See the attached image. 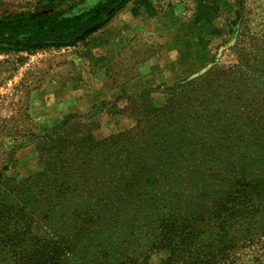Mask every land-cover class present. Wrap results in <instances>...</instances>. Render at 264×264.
Masks as SVG:
<instances>
[{
    "label": "trees",
    "instance_id": "trees-1",
    "mask_svg": "<svg viewBox=\"0 0 264 264\" xmlns=\"http://www.w3.org/2000/svg\"><path fill=\"white\" fill-rule=\"evenodd\" d=\"M121 1L0 19V52L72 45ZM234 1H196L197 59L179 64L214 62L221 11L229 28L242 16L246 0ZM254 65L177 74L161 107L146 91L132 96L130 117L104 141L94 116L36 137L42 170L0 175V264H264V70Z\"/></svg>",
    "mask_w": 264,
    "mask_h": 264
},
{
    "label": "rangeland",
    "instance_id": "rangeland-1",
    "mask_svg": "<svg viewBox=\"0 0 264 264\" xmlns=\"http://www.w3.org/2000/svg\"><path fill=\"white\" fill-rule=\"evenodd\" d=\"M101 1L0 0V19L53 13L72 16ZM196 1L126 0L72 45L0 52V175L7 169L6 178L19 174L20 180L40 172L36 152L40 145L34 139L61 127L68 116L81 117L83 123L94 116L91 123H99L93 137L104 141L130 117L126 108L132 110V96L146 91L154 106H163L175 75L191 70L189 62L179 64V60L197 53L196 46L191 48L197 37ZM224 3L234 5L235 1ZM230 17L225 9L216 20L226 32L211 40L208 53L214 62L201 68L196 61L189 79L216 63L230 65L241 59H252L256 73L264 70V0H246L231 32ZM195 59L191 54L189 60ZM260 79L264 80V74Z\"/></svg>",
    "mask_w": 264,
    "mask_h": 264
},
{
    "label": "water",
    "instance_id": "water-1",
    "mask_svg": "<svg viewBox=\"0 0 264 264\" xmlns=\"http://www.w3.org/2000/svg\"><path fill=\"white\" fill-rule=\"evenodd\" d=\"M126 2V0H122L116 7L112 8V10L109 12L108 16L113 14L119 7H121L124 3ZM90 31V30H89Z\"/></svg>",
    "mask_w": 264,
    "mask_h": 264
}]
</instances>
